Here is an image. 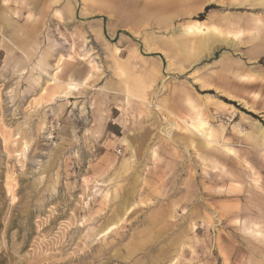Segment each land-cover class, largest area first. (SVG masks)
Segmentation results:
<instances>
[{
	"label": "rangeland",
	"instance_id": "374dc122",
	"mask_svg": "<svg viewBox=\"0 0 264 264\" xmlns=\"http://www.w3.org/2000/svg\"><path fill=\"white\" fill-rule=\"evenodd\" d=\"M256 18L264 0H0V264H264Z\"/></svg>",
	"mask_w": 264,
	"mask_h": 264
},
{
	"label": "bare ground",
	"instance_id": "6f19581e",
	"mask_svg": "<svg viewBox=\"0 0 264 264\" xmlns=\"http://www.w3.org/2000/svg\"><path fill=\"white\" fill-rule=\"evenodd\" d=\"M162 7V3H159V2H151V7H150V9L152 10L153 8L154 9H157V8H161ZM253 23H254V25H255V27L257 28V26H260L261 28L262 27H264V24L263 23H261V21H259L258 19H255L254 21H253ZM188 31V33L189 34H198V35H202V36H209V35H211V33H213L214 34V32H218L217 31V29H215V28H206L205 26H194V27H189L188 29H187ZM63 59V58H62ZM59 61H62L61 59L59 60ZM58 61V62H59ZM58 64V63H57ZM59 66L58 65H56V70H57V72L56 73H58L59 72V68H58ZM56 73L53 75V76H51V81H53V82H58L57 81V79H56ZM50 75V74H49ZM68 85L69 86H75L76 84L75 83H72V82H70V83H68ZM187 125V128L189 129V130H192V131H195L196 133H201V132H203V131H205V129H206V127H207V124L205 123V122H203L200 118H198V117H195V119L194 120H191V122L190 123H188V124H186ZM178 126V125H177ZM259 129V128H258ZM207 130V129H206ZM202 135V134H201ZM207 135V137L209 138L210 137V134L208 133V134H206ZM205 135V136H206Z\"/></svg>",
	"mask_w": 264,
	"mask_h": 264
},
{
	"label": "crops",
	"instance_id": "0c3cea01",
	"mask_svg": "<svg viewBox=\"0 0 264 264\" xmlns=\"http://www.w3.org/2000/svg\"><path fill=\"white\" fill-rule=\"evenodd\" d=\"M256 19H258L259 21H261L262 22V20L261 19H259V18H256ZM255 20V19H254ZM253 22V21H252ZM263 23V22H262ZM264 24V23H263ZM192 27V26H191ZM190 27V28H191ZM262 28H264V27H262ZM210 36V35H209ZM236 43V42H235ZM260 46H264V43H260L259 44ZM234 46H237V43H236V45H234ZM233 46V47H234ZM59 68V67H58ZM57 74V73H56ZM197 116H199L200 117V115H197ZM201 118V117H200ZM201 120L203 121V122H205L206 124H207V122L205 121V120H203L202 118H201ZM187 126V125H186ZM259 128V129H258ZM207 129V130H206ZM205 129V131H203V132H201V133H199V134H202V135H204V137H206V138H208L207 137V135L206 134H210V131H209V128H208V125H207V128ZM192 131V130H191ZM192 132H194V133H196L195 131H192ZM257 133H259V135H261V136H263L264 137V130L260 127V126H257ZM196 134H198V133H196ZM206 135V136H205ZM210 137H211V135H210ZM209 137V138H210Z\"/></svg>",
	"mask_w": 264,
	"mask_h": 264
}]
</instances>
